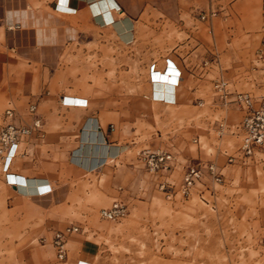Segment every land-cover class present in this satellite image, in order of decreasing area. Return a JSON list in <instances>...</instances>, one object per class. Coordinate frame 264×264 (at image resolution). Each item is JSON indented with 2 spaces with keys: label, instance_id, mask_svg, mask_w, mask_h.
Returning <instances> with one entry per match:
<instances>
[{
  "label": "rangeland",
  "instance_id": "374dc122",
  "mask_svg": "<svg viewBox=\"0 0 264 264\" xmlns=\"http://www.w3.org/2000/svg\"><path fill=\"white\" fill-rule=\"evenodd\" d=\"M31 1H0V13L29 12L20 24L10 18L0 40V127L9 108L15 123H29L30 104L41 120L0 170V264H264V146L244 165L227 163L242 113L214 92L223 78L264 96V0L119 1L137 23L126 43L87 27V16L51 20L43 8L39 24L55 35L38 42ZM177 57L196 100L154 101L149 65ZM91 116L107 144L125 148L87 170L71 157H94L82 140ZM144 148L177 155L173 190L136 165ZM185 157L214 162L222 179L205 171L183 196ZM114 200L124 216L101 218ZM67 226L78 230L60 258L55 235Z\"/></svg>",
  "mask_w": 264,
  "mask_h": 264
},
{
  "label": "built area",
  "instance_id": "2783aa9c",
  "mask_svg": "<svg viewBox=\"0 0 264 264\" xmlns=\"http://www.w3.org/2000/svg\"><path fill=\"white\" fill-rule=\"evenodd\" d=\"M212 12V11H211ZM156 68L154 64L151 69ZM158 67V66H157ZM215 96L223 103H231L238 107L242 113L240 121L234 125L240 136V142L232 153L224 152L227 163L246 164L251 159L256 150L264 146V96H254L249 92L233 91L228 87V82L223 78L214 82ZM29 123H15L16 113L9 108L5 111L4 124L0 127V170L7 171L8 164L14 154L16 146L28 138L32 133L41 132V120L36 113L34 104L28 106ZM100 126L97 127V130ZM221 127V126H220ZM99 131V130H98ZM102 133L101 131H99ZM196 142V140H194ZM76 154H73V161ZM76 163L75 161H73ZM178 163L175 153L159 149L144 148L139 151L136 158V165L144 170L153 182L161 190H173L175 184L168 180L170 172ZM78 164V163H77ZM183 176L178 186V192L183 196H188L201 183L205 171L212 176L215 181L222 179V172L214 162L202 163L201 161H184ZM11 173H5V177ZM12 185V184H11ZM126 206L118 200H114L110 207L102 208L99 211L100 217L107 220H117L124 216ZM76 226H67L63 231H59L56 237L59 257L64 254L63 238L74 231Z\"/></svg>",
  "mask_w": 264,
  "mask_h": 264
},
{
  "label": "crops",
  "instance_id": "0c3cea01",
  "mask_svg": "<svg viewBox=\"0 0 264 264\" xmlns=\"http://www.w3.org/2000/svg\"><path fill=\"white\" fill-rule=\"evenodd\" d=\"M0 1H12V0H0ZM17 1H27V0H17ZM42 1H46V2L49 1V2L44 4ZM108 1L110 2L111 0H32L31 1V3H32L31 4V7H32L31 12L34 16L35 34L37 36L38 41L43 42L44 40H47L48 38H52L55 35L53 27L50 28V34L47 35L45 32V29L39 24V20L36 17V14L40 13L41 8L46 9V11H47L45 18L49 17L51 20H53L55 17H58V18L67 17V18H69V17H77V16H87V18H86V21L88 22L87 27H96L99 30H108V31H110V33H113V34H114V31H113L114 29L111 26H108L107 24H105L103 22L102 18L101 17L98 18V16L104 17L105 14H109L111 19L114 21V20H117L118 18H120L122 16V13H123V14L128 15V17L131 19V21L133 23L132 37H134L135 27H136L137 23L132 19V17L130 16L131 14L129 12H127L128 13L127 14L123 10L121 5L119 4V1H125V0H112L110 2L111 4H113L112 6L109 4ZM52 11L54 14H52ZM28 16H29V12L27 10L15 11L14 16L9 15V14H4V12L0 13V40H2V38H3L2 33L7 31V28L5 25L10 20V18L15 17L16 22H18V24H20L21 19L24 20ZM18 28H20V25L18 26ZM208 33L210 35H212L213 34L212 29L209 30ZM116 34H114V35L117 36L118 34L117 35ZM69 36L71 38L75 37L74 34H70ZM208 55H211V54L208 53ZM175 60H176V58H175ZM169 61L173 62L174 66H173V69H171V70H173V72H175L176 75L178 76L177 89H169L167 91H164L162 95L161 94L156 95L154 90H153L152 98L153 97H160L159 99L153 98V100L154 101L156 100L158 102H163L166 104H171V105H173L175 102L177 103L180 100L191 101V102L195 101L196 99H195L194 94L197 91V87L186 88L185 82L187 81V79H186V77H184V71L186 70V68H185L184 64L182 63L181 58L177 57L176 62L174 60H172L171 58H169L168 62ZM159 70H160V72H162V71L164 72L165 68L163 67L162 70L161 69H159ZM189 70L188 71L186 70V71L190 72ZM193 71H194V69H193ZM190 74H191V72H190ZM191 75H193V74H191ZM176 93H177V95H176ZM184 94H185V96H184ZM176 96H177V98H176ZM185 160L186 161H193V160L197 161V158L185 157L184 161Z\"/></svg>",
  "mask_w": 264,
  "mask_h": 264
},
{
  "label": "bare ground",
  "instance_id": "6f19581e",
  "mask_svg": "<svg viewBox=\"0 0 264 264\" xmlns=\"http://www.w3.org/2000/svg\"><path fill=\"white\" fill-rule=\"evenodd\" d=\"M112 1V0H111ZM110 1V2H111ZM109 2V1H108ZM109 4L112 6L113 4ZM116 5V4H115ZM91 6V5H90ZM101 17L103 22L107 24L108 26H111L114 29V32H116L121 40L123 42H129L132 39V27L133 23L131 19L128 17V15L123 14L120 18L117 20H112L109 14H105L103 16H98V18ZM20 34V33H19ZM16 36V34H15ZM18 39V38H17ZM38 41V39H37ZM39 42V41H38ZM169 59V58H168ZM168 59H165V71L160 72L159 68H157L156 62H152L149 65V75L151 78V91L154 90L155 94H163L164 91H167L169 89H177V79L178 76L176 75L175 72H173V62L169 61ZM154 64L156 68L154 67L151 69V65ZM162 70V69H161ZM153 98H160V97H153ZM167 105V104H166ZM170 105V104H169ZM99 126V123L95 117H89L86 118L85 123L83 125L84 132H83V137L82 140L85 141H90V144H94V157L93 158H81V156L74 157L73 161L81 165L87 170L93 169L100 164H103L107 162L109 157H114L116 154L122 152V150L125 148L124 146L121 145H109L104 139V136L102 133H100L97 130V127ZM84 144V143H83ZM85 145V144H84ZM91 147V145H90ZM87 149H89V146H87ZM92 150V149H91ZM77 153H81V148L77 149ZM93 153V152H92ZM91 153V154H92ZM88 156V155H87ZM10 174H8L5 177V180L9 177ZM192 205L187 206L186 211L190 214L192 210Z\"/></svg>",
  "mask_w": 264,
  "mask_h": 264
}]
</instances>
